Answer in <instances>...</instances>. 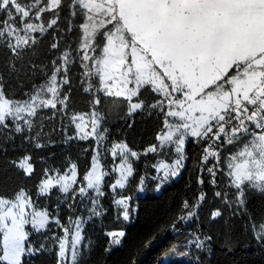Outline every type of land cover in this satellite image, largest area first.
<instances>
[{
	"label": "snow or ice",
	"instance_id": "obj_1",
	"mask_svg": "<svg viewBox=\"0 0 264 264\" xmlns=\"http://www.w3.org/2000/svg\"><path fill=\"white\" fill-rule=\"evenodd\" d=\"M64 6L65 0H0V44L19 56L36 43L33 34L43 36L58 25ZM66 7L68 31L78 14L83 17V22L75 26L81 33L76 53L83 91L92 95L93 106L90 112L71 116L75 135L67 136L66 143L92 138L100 145L107 138L109 129L102 125L108 113L99 107L98 94H102L114 98L113 103L125 105L119 118L128 122L129 128L137 113L160 121L156 143L149 145L143 155L174 151L171 163L160 160L152 165L161 182L179 174L186 159V139L192 138L193 143L202 146L200 171L209 174L212 185L217 183V172H224L229 187L238 193L234 202L237 208H246L249 192L264 196V0H68ZM47 12L53 13L52 17L46 24L39 22ZM53 39L50 47L57 50L55 34ZM74 63L70 51L59 54L51 61V72L42 70L44 79L33 83L21 98L8 94L0 74V130L12 129L20 134L25 131L20 122L31 130L32 118L39 110L57 109L59 104L63 111L69 95L62 96L61 89L69 84V67ZM10 68L15 71L14 64ZM144 90L152 94L151 101L142 98ZM35 139V148L47 146L39 142V133ZM225 146L231 151L225 153ZM108 152L113 160L120 159L112 168L119 178L110 187L123 189L134 175L129 157L139 160L140 154L123 141L112 143ZM31 159L25 155L13 164L30 177L34 172ZM108 175L101 168L99 155H93L91 170L83 176L86 186L78 183L77 165L72 163L63 173L45 169L36 195L48 197L57 189L65 200L75 202L78 197H88L91 219L102 215L98 211L99 198L104 196L102 182ZM139 183L143 185V178ZM198 183L203 185L204 180L198 177ZM88 189H94L96 196H89ZM214 195L233 207L225 194L216 191ZM130 199L114 201L123 209L125 221L130 219ZM204 199L205 194L200 193L193 207L198 208ZM68 208L73 210L72 204ZM183 208H189L187 201ZM39 209L23 187L10 196L0 195V264H29L22 257L44 252H54L56 264H78L85 221L68 216L65 225L58 214L53 215L46 207ZM194 215L189 211L178 220ZM222 215L221 210H215L211 219L215 221ZM28 225L39 234L51 232L50 225H54L63 235L51 232L45 237L54 247L46 248L43 243L39 248L26 247L32 234L26 230ZM252 227L259 229L256 236L264 241V218ZM107 235L113 244H120L125 232ZM192 243L196 249L205 247L199 236Z\"/></svg>",
	"mask_w": 264,
	"mask_h": 264
},
{
	"label": "trees",
	"instance_id": "obj_2",
	"mask_svg": "<svg viewBox=\"0 0 264 264\" xmlns=\"http://www.w3.org/2000/svg\"><path fill=\"white\" fill-rule=\"evenodd\" d=\"M67 3L68 0H65V6L60 10L58 25L43 36L33 34L37 38L36 43L24 49L19 56H14L0 44V74L5 78L8 94L15 98H21L33 83H40L44 79L43 71L51 72V61L59 54L70 51L75 60L69 67V84L61 89L62 96L65 93L69 95L67 107L63 111L60 110L63 106L59 104L57 109L39 110L37 116L32 118L31 130L20 122L25 129L20 134L12 129L0 130V195L10 196L23 187L29 191L40 210L46 207L53 215L58 214L63 224H68V216L81 217L85 221L84 239L78 264H264V241L256 236L259 229L252 227L253 223L264 218V196L249 192L246 208H237L234 202L238 193L236 189L229 187L225 173L217 172V183L212 185L209 174L200 171L202 146L193 143L192 138L185 148L186 165L181 178L157 195L158 178L152 165L160 160L171 163L176 155L171 149L160 154L143 155L149 145L156 143L155 136L160 121L154 116L147 117L137 113L129 128L128 122L119 118L123 115L125 105L120 101L113 103L114 98L104 97L102 94H98L101 98L99 107L108 113L103 127L109 129L100 149L103 152V162L106 166L113 163L107 151L112 143L123 141L132 151L140 154L139 160L134 161L133 178L125 189L116 194L111 193L109 187L104 188L105 194L99 198L98 207L102 215L91 219L88 218V209L92 207V203L88 197H78L73 202L71 199L65 200L63 194L54 189L48 197L37 198V185L45 169H59L63 173L75 163L78 181L80 184L84 183L83 176L91 170V157L97 148L93 139L65 142L67 136L75 135L71 116L90 112L93 107L92 95L83 91L82 69L76 53L81 33L75 26L83 22V17L78 14L73 20L72 30L68 31ZM52 15L51 12L44 13L41 22L46 24ZM54 34L59 42L57 50L50 47L54 42ZM10 64L15 65V71L11 70ZM33 65L36 67L33 68ZM142 98L151 101L153 97L148 90H144ZM117 108L120 109L119 113L116 112ZM38 133L39 142L47 145L41 149L34 147ZM230 151L231 148L225 146L224 152ZM25 155L32 157L34 172L30 177L25 176L13 164V161H18ZM51 174L54 175L55 172ZM198 177L204 180L203 185L198 183ZM141 178L143 185L139 183ZM216 191L225 194L233 202V207H228L224 200L216 197ZM200 193L205 194V199L198 208L193 207ZM89 196L95 197L93 193ZM122 197L131 198L130 222L123 219V209L114 203ZM185 201L189 204L188 209L183 208ZM68 204H72L73 210L68 208ZM135 207L137 215L134 214ZM215 210H221L223 215L213 221L211 213ZM189 211L195 212L192 218L178 220L179 216L186 215ZM233 212L237 214L233 215ZM50 227L51 232L63 235L59 228L54 225ZM28 231L32 234L26 247L30 245L39 248L41 243L46 248L54 247L50 240L45 239L51 236V232L39 234L30 227ZM119 231H124L125 236L120 244H113L112 238L107 234ZM197 236L204 240L203 249H196L192 243ZM205 237H211V240H206ZM25 260L29 264H56L54 252L51 255L44 252L35 257H23L22 261Z\"/></svg>",
	"mask_w": 264,
	"mask_h": 264
},
{
	"label": "rangeland",
	"instance_id": "obj_3",
	"mask_svg": "<svg viewBox=\"0 0 264 264\" xmlns=\"http://www.w3.org/2000/svg\"><path fill=\"white\" fill-rule=\"evenodd\" d=\"M40 22H41V21H40ZM102 127H103V125H102ZM89 139H92V138H89ZM189 139H191V138H187V139H186V145H187V142H188ZM102 145H103V143H101L100 145H97V148H96L95 153H94V155H97V154H98L99 157H100V164H101V168H102V170L109 172V175L106 176V177L104 178V181L102 182V191H103L104 194H105V190H104V188L109 187L111 193L116 194L117 191L125 189V188L127 187V185L129 184L130 180H131L133 177L129 178V181L127 182L125 188H123V189L117 188V189H115V190H112V189H111L110 185H111L112 183H115V180L119 178V173H118V172H113V171H112V168H113L115 165H117V164L120 163V159H119V157H117L116 160H113V158L111 157L110 153L107 151V153L109 154V157L113 160V163H112V164H109V165L106 166V165L104 164V162H103V157H102V156H103V152L100 151V149L102 148ZM186 145H185V148H186ZM102 150H103V149H102ZM169 150H170V149H169ZM171 150H172V149H171ZM172 151H173V150H172ZM129 160H130V162L133 164V168H134V161H135V159L132 158V157H129ZM29 162L31 163V160H30ZM185 165H186V159H185V161L183 162V167L179 170V174H178L176 177H170V178H169L167 181H165V182H161V181L158 179L157 195H160V194L162 193V191H163L166 187L170 186L173 182L178 181V180L181 178V175H182V172H183V170H184V168H185ZM54 175H55V174H54ZM77 179H78V177H77ZM111 181H112V183H111ZM78 183H79V181H78ZM79 184H80V183H79ZM80 185H81V186H86V182L81 183ZM53 190H54V189H53ZM53 190H52V191H53ZM88 193H89V194H90V193H93V194L96 196V193H95V190H94V189H88ZM129 203H130V202H129ZM120 208H121V207H120ZM130 209H131V207H130ZM130 209H129V211H130V219L127 220L128 222H130V221H131V218H132L131 210H130ZM39 210H40V209H39ZM134 214L137 215V207H135V212H134ZM29 227H30V225L26 226V230H28ZM30 228H31V227H30ZM83 229H84V224H83ZM81 235H82V237H83V230H82ZM121 239H122V238H121ZM82 241H83V240H82ZM26 244H27V241H26ZM81 245H82V244H81ZM22 260H23V257H22Z\"/></svg>",
	"mask_w": 264,
	"mask_h": 264
}]
</instances>
